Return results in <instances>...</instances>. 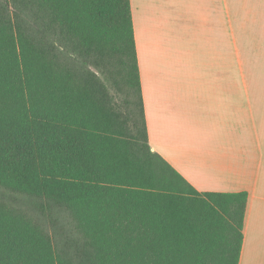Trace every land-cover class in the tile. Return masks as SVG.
Returning a JSON list of instances; mask_svg holds the SVG:
<instances>
[{"label":"trees","instance_id":"1","mask_svg":"<svg viewBox=\"0 0 264 264\" xmlns=\"http://www.w3.org/2000/svg\"><path fill=\"white\" fill-rule=\"evenodd\" d=\"M247 203L152 150L131 0H0V264H239Z\"/></svg>","mask_w":264,"mask_h":264},{"label":"crops","instance_id":"2","mask_svg":"<svg viewBox=\"0 0 264 264\" xmlns=\"http://www.w3.org/2000/svg\"><path fill=\"white\" fill-rule=\"evenodd\" d=\"M131 4L152 150L199 192L248 193L239 264H264V37L250 69L227 0Z\"/></svg>","mask_w":264,"mask_h":264},{"label":"rangeland","instance_id":"3","mask_svg":"<svg viewBox=\"0 0 264 264\" xmlns=\"http://www.w3.org/2000/svg\"><path fill=\"white\" fill-rule=\"evenodd\" d=\"M263 2L227 0L230 7L231 52L246 56L250 69L258 67V39L264 37ZM192 23L193 20L191 27Z\"/></svg>","mask_w":264,"mask_h":264}]
</instances>
